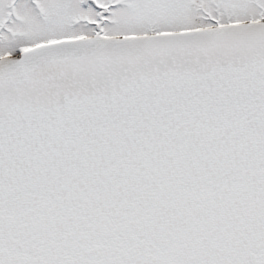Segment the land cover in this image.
<instances>
[{
  "label": "snow or ice",
  "instance_id": "6c2138e0",
  "mask_svg": "<svg viewBox=\"0 0 264 264\" xmlns=\"http://www.w3.org/2000/svg\"><path fill=\"white\" fill-rule=\"evenodd\" d=\"M0 264H264V0H0Z\"/></svg>",
  "mask_w": 264,
  "mask_h": 264
}]
</instances>
